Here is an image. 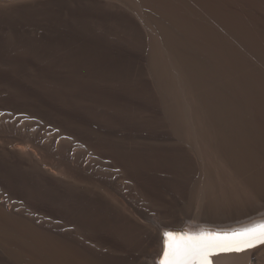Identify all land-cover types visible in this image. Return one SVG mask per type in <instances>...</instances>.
Wrapping results in <instances>:
<instances>
[{"label": "bare ground", "instance_id": "6f19581e", "mask_svg": "<svg viewBox=\"0 0 264 264\" xmlns=\"http://www.w3.org/2000/svg\"><path fill=\"white\" fill-rule=\"evenodd\" d=\"M41 1L0 0V8ZM66 1L98 5L133 32L142 49L139 58L144 77L163 120L160 127L165 124L167 129H162L168 130L169 141L191 159L197 175L186 200L173 206L175 209L169 207L171 211L142 210L126 194L116 193L119 190L116 195L98 193L102 203L113 207L118 227L141 232L138 242L125 247L116 236L96 241L91 219L72 208L70 200L79 198L80 187L85 193L94 192L91 179L72 170L80 168L79 160H73L60 176L63 207L43 211L41 218L29 217L34 224L27 229L31 239L21 241L28 251L15 245L17 249L6 250L12 256H0V264H157L166 229L186 224L230 225L264 214V0ZM32 150L31 145L10 144L4 152L26 159L40 175L57 174L44 159L34 160ZM4 205L0 202V209ZM5 228L7 237L17 233ZM97 245L99 254L93 250ZM6 246L10 245L3 248ZM217 261L264 264V246L248 254L221 256Z\"/></svg>", "mask_w": 264, "mask_h": 264}, {"label": "rangeland", "instance_id": "374dc122", "mask_svg": "<svg viewBox=\"0 0 264 264\" xmlns=\"http://www.w3.org/2000/svg\"><path fill=\"white\" fill-rule=\"evenodd\" d=\"M65 1L0 8V241L10 245L0 243V256H12L7 251L13 248L27 252L21 241L31 239L29 217L63 207L60 176L73 160L84 168L72 170L91 179L96 195L80 187L72 208L91 219L96 241L118 237L125 247L138 242L141 232L118 227L113 207L98 193L120 192L142 210L171 211L186 200L197 175L191 159L169 141L165 124L160 127L133 32L98 5ZM10 144L31 145L32 158L44 159L57 174L40 175L26 159L5 153ZM8 226L19 235L7 237ZM93 250L99 254L98 245Z\"/></svg>", "mask_w": 264, "mask_h": 264}, {"label": "snow or ice", "instance_id": "6c2138e0", "mask_svg": "<svg viewBox=\"0 0 264 264\" xmlns=\"http://www.w3.org/2000/svg\"><path fill=\"white\" fill-rule=\"evenodd\" d=\"M162 241L157 264H215L218 257L248 254L264 246V220L231 230L164 231Z\"/></svg>", "mask_w": 264, "mask_h": 264}]
</instances>
